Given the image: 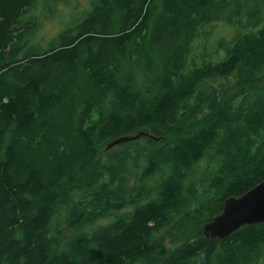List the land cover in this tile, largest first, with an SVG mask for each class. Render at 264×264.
<instances>
[{"label": "trees", "instance_id": "16d2710c", "mask_svg": "<svg viewBox=\"0 0 264 264\" xmlns=\"http://www.w3.org/2000/svg\"><path fill=\"white\" fill-rule=\"evenodd\" d=\"M263 179L264 0H0V264H264Z\"/></svg>", "mask_w": 264, "mask_h": 264}, {"label": "water", "instance_id": "95a60500", "mask_svg": "<svg viewBox=\"0 0 264 264\" xmlns=\"http://www.w3.org/2000/svg\"><path fill=\"white\" fill-rule=\"evenodd\" d=\"M136 137L138 135L114 140L106 149ZM261 222H264V179L242 195L228 197L222 205L221 212L204 224L203 232L207 238L223 239L244 225Z\"/></svg>", "mask_w": 264, "mask_h": 264}, {"label": "rangeland", "instance_id": "374dc122", "mask_svg": "<svg viewBox=\"0 0 264 264\" xmlns=\"http://www.w3.org/2000/svg\"><path fill=\"white\" fill-rule=\"evenodd\" d=\"M59 9L61 10V12L64 13V17L61 16H56L54 19H51L49 21H46L42 27L41 30L39 32V35L41 36V38L43 39H47L48 37H50L52 34H54L61 26H63L64 21L63 19L66 17V15L69 13L70 7H66V6H59ZM222 32H224V29L222 30ZM220 32V33H222ZM207 159L205 158L204 160H202L200 163L196 164L194 166V173L195 174H201L205 168V166H207ZM99 223H104L106 222V219H102L98 221Z\"/></svg>", "mask_w": 264, "mask_h": 264}]
</instances>
